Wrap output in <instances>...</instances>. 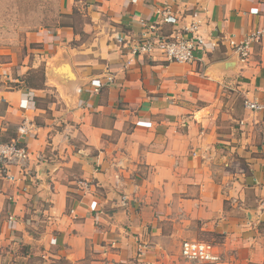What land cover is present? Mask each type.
Returning a JSON list of instances; mask_svg holds the SVG:
<instances>
[{"label":"crops","instance_id":"obj_1","mask_svg":"<svg viewBox=\"0 0 264 264\" xmlns=\"http://www.w3.org/2000/svg\"><path fill=\"white\" fill-rule=\"evenodd\" d=\"M82 1L86 43L71 28L31 35L44 89L0 86V142L32 155L28 173L0 180V264H193L186 240L214 245L217 264H264V112L243 110L235 127L229 92L264 103V0L62 3ZM163 7L176 19L163 36L199 23L193 63L156 53L128 65ZM257 30L242 62L232 45Z\"/></svg>","mask_w":264,"mask_h":264},{"label":"built area","instance_id":"obj_2","mask_svg":"<svg viewBox=\"0 0 264 264\" xmlns=\"http://www.w3.org/2000/svg\"><path fill=\"white\" fill-rule=\"evenodd\" d=\"M156 20L154 22L142 23L143 32L140 37L128 48V54L131 59L146 57L152 58L156 53H160L162 57L170 63L192 64L195 59V52L199 43V23L191 22L181 27L176 35L166 37L162 35V26L167 24L174 25L176 19L170 12L169 8L163 7L155 11ZM262 32L257 30L246 37L245 40L233 44V49L242 62H247L251 57L253 45L260 40ZM111 78L107 81L111 82ZM97 87L100 86L98 82ZM244 109L249 113H263L264 103L258 99H243ZM29 134L28 128L23 125L21 128V136ZM21 139V137H20ZM20 140H12L11 142H0V180L15 182L19 175L28 173L31 153L28 151L24 143ZM37 163L43 162V157L37 155L35 157ZM90 185L84 180L77 182V189L83 191L84 194L89 191ZM181 259L193 264H217L221 257L216 252L215 246L211 243L186 240L180 245Z\"/></svg>","mask_w":264,"mask_h":264},{"label":"rangeland","instance_id":"obj_3","mask_svg":"<svg viewBox=\"0 0 264 264\" xmlns=\"http://www.w3.org/2000/svg\"><path fill=\"white\" fill-rule=\"evenodd\" d=\"M87 13V4L84 1L73 6L69 12L62 0H0V86L3 85L2 81H5V76H10L11 80L6 86L17 90L19 86H24L20 80H25L34 74L33 71L46 67L45 57L43 60L39 59L42 55V47L37 43L29 42L31 35L53 34L59 28L70 26L74 34H78L83 32L85 24L89 21ZM77 36L79 39L77 44L87 42V35ZM33 64L36 66L34 67ZM229 92L235 95L233 105L236 111L232 116L236 120L235 127H239L237 123L243 119L241 116L243 110L246 111L243 97L236 91ZM54 99L52 91L45 102H51ZM215 241H219V238L215 237ZM37 262V260H32L28 264H37ZM55 264L68 263L59 261ZM76 264L109 263H103L97 259H85Z\"/></svg>","mask_w":264,"mask_h":264},{"label":"trees","instance_id":"obj_4","mask_svg":"<svg viewBox=\"0 0 264 264\" xmlns=\"http://www.w3.org/2000/svg\"><path fill=\"white\" fill-rule=\"evenodd\" d=\"M68 28H72L71 26L68 27ZM84 33L81 31L80 33L78 34H75V35H83ZM33 75L25 78V80H20V82H23L24 84V88L25 89H31V90H42L44 89V85H45V69L44 67L41 68V69H38V70H35L33 71ZM36 74H38L36 76ZM17 86V85H15ZM217 237H221V236H217Z\"/></svg>","mask_w":264,"mask_h":264},{"label":"water","instance_id":"obj_5","mask_svg":"<svg viewBox=\"0 0 264 264\" xmlns=\"http://www.w3.org/2000/svg\"><path fill=\"white\" fill-rule=\"evenodd\" d=\"M57 70H58V69H54V68H53V73L57 72ZM59 70H60V69H59ZM59 70H58V71H59Z\"/></svg>","mask_w":264,"mask_h":264}]
</instances>
